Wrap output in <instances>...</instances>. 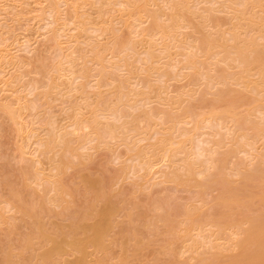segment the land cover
Instances as JSON below:
<instances>
[{
    "label": "bare ground",
    "instance_id": "6f19581e",
    "mask_svg": "<svg viewBox=\"0 0 264 264\" xmlns=\"http://www.w3.org/2000/svg\"><path fill=\"white\" fill-rule=\"evenodd\" d=\"M42 1L46 4L38 17L48 15V40L59 50L50 63L42 58L32 65L42 79L35 76L29 84L43 106L60 96L71 114L66 127L57 126L47 135H38L37 125L31 128L28 135L36 136L37 145L33 151L19 138L21 158L26 159L23 184L50 187L26 203L19 186L5 182L11 185V199L0 206V224L11 219L6 214L21 201L17 209L28 218L29 231L18 245H8L0 264H110V255L102 252L107 254L117 241L110 237L116 226L124 253L116 264H125L130 262L129 240H134L136 254L141 235L148 240L157 232L145 236L144 228L158 222L170 239L157 259L178 251L189 253L186 260L192 264H264V0ZM8 52L0 58V74L3 61L15 63V55L7 60ZM19 73L14 76L18 80L25 71ZM4 77L1 84L7 83ZM19 90L9 85L0 90L9 93L0 95V111L18 137L25 132L24 112L34 104ZM115 145L126 149L124 158L116 156L121 162L118 178L131 173L147 178L154 171L152 178L160 173L164 183L194 193L174 207L152 199L157 214L150 223L149 217L144 222L138 203V214L129 210L125 221H116L118 205L105 185L112 181L87 174L79 170L83 162L75 163L92 155L84 150H112ZM42 154L49 158L48 176ZM128 160L133 163L126 164ZM68 168H78L79 183L95 190L82 205L62 182ZM159 177L154 183H162ZM67 194L80 209L67 222L52 220L47 229L43 211L65 206ZM140 224L145 225L141 235ZM178 241L183 243L176 250ZM26 249L32 250L30 257H23ZM96 251L99 256L91 259Z\"/></svg>",
    "mask_w": 264,
    "mask_h": 264
},
{
    "label": "rangeland",
    "instance_id": "374dc122",
    "mask_svg": "<svg viewBox=\"0 0 264 264\" xmlns=\"http://www.w3.org/2000/svg\"><path fill=\"white\" fill-rule=\"evenodd\" d=\"M45 4H46V2H44L42 0H0V51H1L0 52V58H3L4 54L7 53V51H9L10 53L8 52L9 57L7 58V60H9V58H11V57H13V55H15L14 61L16 63V65H14L15 63L14 64H10V63L7 64L4 61L1 63L2 67H5V70H4V74L2 73L0 75H2L3 77L5 75L7 76V77H4V78H7L6 79L7 83L5 84L3 82L1 84V82H2L1 79L3 77L0 76V77H2V78H0V90L3 89L4 87H7V85L13 87L14 89L19 88L20 90L18 91V93L22 94V96L24 95L23 97L26 98L25 100H29V103L32 102L35 105L37 102V105L35 106L36 109L32 108L34 105V104H32L31 109L28 110L27 112L26 111L24 112L25 113L24 114L25 119L23 118V122L25 123V132L22 136H19V137H18L17 131L14 127L15 125L12 122L9 123L10 121L8 120V117H6L7 115L3 111H0V130H1L0 131V206L6 204L4 201L11 199V198H9V197H11L10 196L11 185L9 186L8 182H10V184L14 185L15 187L17 186V189L19 186L20 190L19 189L18 190L22 191V193H23V194L21 193L23 196L22 199L25 198V200H23V202L25 201L26 203H27L26 200L28 198H30V196H32L30 198V200L33 199L34 197H35L34 200H37V197H39L38 193L40 194V190L45 191V189H48L50 187L49 183H47V184L42 185V186H36L35 185L34 187H31L33 189L32 190L30 187L23 184V168L25 167L26 159L21 158L22 152H21L20 147H19V144L21 142L19 143V140L21 138H23L24 144L28 147V150L33 151L35 146H37V145H35V143H34L36 136H32V138L30 139L31 136L28 135V131L31 128H33L35 125H37L38 127L35 126V128H38L37 129L38 135H42V134L47 135V134H49L48 133L49 131L54 130V128L57 126H60L63 128L66 127L67 124L69 123V120H70L69 116L71 114V110L68 108V105L66 104V102L63 103L64 101L62 100V97L58 96L57 100L54 98L55 101H51L49 104H45V106H43L42 101L40 100V98L36 94L37 91L36 90L34 91V89H32L33 85L29 84L30 82H33V80L35 79V76H36V78H37V76H39V74L37 72L33 71L32 65L35 66L37 64V61H41L42 58L44 60L46 59L47 63H50L49 60H51L53 55L55 56L59 50V48H57V46L55 45V42L53 40H48L51 38V35L47 32L49 30V25H46V24H48V23H46L47 20L48 21L50 20L48 15L46 14L43 17H42V15L40 17H38V15H40L42 13V9H41L42 6H44ZM12 7H13V9H12ZM117 8H119V7H117ZM116 13H117V10L111 11L110 14H108L106 16V18H108L111 14H116ZM42 26H44V27H42ZM46 26H47V28H46ZM117 26H119V25H117ZM43 33H44V35H42ZM45 33H48V34L46 35ZM85 38H86V36L82 37L81 39L84 40ZM63 39L64 38H62V40ZM60 40H61V38H60ZM26 46H30V47H28V49H25ZM49 46H50V49H49ZM38 47H39V49H38ZM77 55H79V53ZM38 57H39V59H38ZM24 63H25V65L23 66L22 64H24ZM30 68L32 69V71ZM24 71H25V75L22 77V79L18 80L19 78L17 79L16 77H14L19 72H24ZM9 75L11 77H9V79H8ZM40 75H41V77L40 76L39 77H40V79H42V74H40ZM12 79L15 83H13V81L10 83V80H12ZM3 84H5V86H3ZM179 84H180V82H179ZM21 90H22V92H21ZM6 94H9V93L7 91L0 92V95H2V98L3 97L5 98ZM12 97L13 96H11L10 98H12ZM2 102L5 103L6 100L2 99ZM44 115H46V116L44 117ZM38 119H40L41 122ZM36 121H38L40 123H38V122L36 123ZM146 123L147 122H144V124H146ZM143 143H147V141H143ZM125 150L126 149L124 146L118 147L116 145L112 148V150L105 149V148H100L97 150L91 149V151L90 150H88V151L84 150L85 153L88 152V154H90V155L92 154V155L91 156L88 155L89 158L86 155L87 157L85 156L86 158L85 157L84 158L87 160L83 159V157L78 159L79 158L78 157L75 159L76 162L74 161L75 163L81 161L85 164L84 166H80L81 168H79V170L82 169L83 172L90 174V175L101 176V178L107 179L108 182H109V180L112 181L109 183H107V181H106L105 185H106L107 192L111 194L113 201L116 202L118 205V211L116 212V216H115L116 221H125L126 217H127V211H129V210L132 211L133 214H134V212H135V214H138V213H136L138 209H136L135 206L137 207V205L140 204L139 205L140 210L144 211V209H142V208H145V212L140 211L141 213H143V216H144V213L146 214V217L144 216L145 218L142 217L143 219H146V220H144V222H146L147 218L149 217L148 222L150 223V220L153 218L152 217L150 219V217L154 216V214L156 213V211L153 210L154 207L152 204H153L154 200L152 201V199H156V200L160 199L159 201L165 200L167 202L166 203L167 206H169V207L172 206L171 205V202H172L173 207H174L177 203L178 204H184V202L187 201V199L190 197V195L192 196V193H194V192H192L186 188L184 189L181 186L176 187L174 185L172 186V184H170L168 182L164 183L163 179H165V178L162 174H161L162 175L161 176L160 173H158V174L156 173L155 176L156 177L160 176L159 178H161L162 183L159 182L160 179H158V178H157L158 183H156V182L154 183V181H156V180H154L156 177L154 175H153V178L151 177V175L154 174V171L152 173H150L151 175L148 174L150 176L147 175V178L146 177L145 178H138V177H136V175L134 173H131V174L129 173L130 175L126 176L125 178H118L117 169L121 165L120 164L121 162L116 156L119 153H121L122 154L121 156L124 158L126 156ZM242 156H243V154H242ZM244 156H245V154H244ZM27 157L32 158L33 157L32 153L27 154ZM41 158L43 160V167L45 168V174H46V176H48V175H50L49 174L50 173V171H49L50 162H49L48 155L42 154ZM129 161H130V164L133 163L132 160H128L125 163L129 164L128 163ZM158 167L159 166H157L156 169H158ZM77 174H78V168H68L61 178H62V182H63L66 190L69 193H73L74 199L76 198L75 202L77 201L78 204L82 205L84 200L86 199V194L91 195L92 194L91 192L94 190V188L88 189L89 191L86 190L85 187L79 183ZM132 174L135 175V177ZM115 176H116V178H115ZM149 178L150 179L152 178V180H150ZM136 180H138L139 183L141 182V185L138 183L139 185L136 186L135 185ZM6 181H8V182L5 183ZM146 181H147V183H145ZM148 181H149V183H148ZM144 183H145V185H144ZM150 183H152V184L148 186V184H150ZM107 184H109V185H107ZM142 186L145 188H143ZM136 190H137V192H136ZM31 191L32 192L34 191L33 192L34 194L33 193L31 194ZM69 198H70V200H72V196L67 194L66 199L68 200V202L64 203L65 206L55 207V208L52 207V209L48 208V210L45 208L47 210L46 211L45 209H43V210H45V212L42 210L43 211L42 219H43L47 229H50L53 227V225L51 224L52 220L67 222L68 220H70V217L73 215L74 211L80 209L81 206L78 205L77 203H76V205L70 203L71 201H69ZM161 198L163 200H161ZM34 200H32L31 202H33ZM14 203L16 204V202H14ZM149 203L152 206L149 205ZM17 204L20 206L22 203L20 201V203L17 202ZM17 204H16L17 207H15L13 209L14 211L13 210H11L10 212L8 211L9 213L6 214L7 217L10 215H13L11 217V219H8L9 221L7 220L6 223L0 224V262H1L2 257H3V251L5 249H7L8 245L9 244L15 245L16 243H17L16 245H18L20 238L29 231L28 218L26 216H23V213L17 209L18 208ZM145 204H147L151 208L152 207L153 208L151 209ZM139 206H138V208H139ZM63 207H65L67 210H63V209H65ZM147 207L151 211L148 209L146 211ZM62 210H63V212H61ZM48 211H49V213L51 211V213H53V215L51 213L50 214L46 213ZM147 212H148V214H147ZM62 213H64V214H62ZM58 214H60V216L61 217L63 216L64 218L60 219V217H58L59 216ZM135 217H136V215H135ZM137 217H138V215H137ZM142 222H143V220H142ZM18 225H19V227H17ZM140 225H141V228H140V231H138V232H140V235H141L142 234L141 229H143L142 226L144 224L143 225L140 224ZM149 228H151V229H149ZM149 228H144V230L147 231V232L145 231L146 233L144 232L145 236L149 232L150 233L153 232V235L155 233L154 231H157V232L152 238L150 237L149 239H148V236H152V235H148L147 236L148 240H146V237L141 235L143 240L141 241L140 245L138 246V252L136 254L134 253V249H135V244L133 242L134 240L133 239L129 240V243L126 246L128 247L127 248L128 249L127 255H129L128 258L130 260L129 259L128 260L130 262H126L125 264H153V263L165 264L169 259H173V260L176 259L177 260L176 262H178L177 264H181V262H182V264H186L187 261H188L187 264L193 263V261L190 259L186 260L190 255L189 253L187 254V256H185L186 253L182 254V255L181 254L178 255L177 254L178 251H177L176 255H173V253L175 252L174 251L172 253V256L170 253L167 255V257L163 256L162 252L164 250L162 249V247L168 246V241L170 239V236L167 237L166 235H170V234L168 232H166V227L161 222H158V223H156L155 226L149 227ZM147 229H149L150 231H148ZM119 230H120V227L116 226L114 228V230L110 233V237L117 239V241H115L111 244V248H110V250H108V253L106 254V252H102L104 256L110 255L109 257H107V258H109L110 264H112L113 262L116 264L117 259H119V257L124 255L122 245L118 242ZM138 230H139V228H138ZM166 237H167V239H166ZM149 240H151V241H149ZM180 240H182V239H180ZM181 242L178 241V244H176L177 246H175V247H177V248L179 247L176 250L180 249V247L183 243V242L182 243ZM159 249H160V251L163 250L162 252H160L162 257H158V259H157L156 253L158 254L157 256H159V253H158ZM31 251L32 250L26 249L24 251L23 257H30ZM92 251H93V249H92ZM97 252L98 251H96V253H94L93 255H90L89 257H91V259H92V258H94L93 256H99L97 254ZM102 253L100 252L99 254H102ZM67 257L72 259L74 257V255L72 252H69V254H67ZM15 258H16V260H20V258L17 256H15ZM155 260H159L160 262H157ZM161 260L163 262H161ZM15 264H18V263H15Z\"/></svg>",
    "mask_w": 264,
    "mask_h": 264
}]
</instances>
